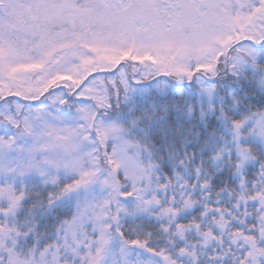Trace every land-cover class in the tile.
<instances>
[{"label":"snow or ice","instance_id":"snow-or-ice-1","mask_svg":"<svg viewBox=\"0 0 264 264\" xmlns=\"http://www.w3.org/2000/svg\"><path fill=\"white\" fill-rule=\"evenodd\" d=\"M0 264H264V0H0Z\"/></svg>","mask_w":264,"mask_h":264},{"label":"trees","instance_id":"trees-1","mask_svg":"<svg viewBox=\"0 0 264 264\" xmlns=\"http://www.w3.org/2000/svg\"><path fill=\"white\" fill-rule=\"evenodd\" d=\"M34 103H39V102H34Z\"/></svg>","mask_w":264,"mask_h":264},{"label":"rangeland","instance_id":"rangeland-1","mask_svg":"<svg viewBox=\"0 0 264 264\" xmlns=\"http://www.w3.org/2000/svg\"><path fill=\"white\" fill-rule=\"evenodd\" d=\"M58 91V90H57Z\"/></svg>","mask_w":264,"mask_h":264}]
</instances>
